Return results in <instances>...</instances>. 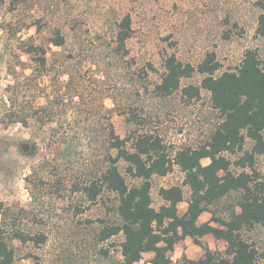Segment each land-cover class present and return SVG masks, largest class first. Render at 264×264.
I'll list each match as a JSON object with an SVG mask.
<instances>
[{
  "label": "rangeland",
  "instance_id": "obj_1",
  "mask_svg": "<svg viewBox=\"0 0 264 264\" xmlns=\"http://www.w3.org/2000/svg\"><path fill=\"white\" fill-rule=\"evenodd\" d=\"M39 1L16 12L10 0L0 8V24L8 29H0V202L25 211L24 230L46 236L41 245L14 241L15 264H122V235L97 243L101 220L115 219L116 196L105 190L93 203L74 186L82 188L99 178L116 157L109 149L112 131L121 138L138 132L159 135L169 151L200 147L210 139L222 115L209 92L202 90L193 101L181 92L160 98L155 86L172 55L198 67L214 53L221 74L236 70L248 48L264 51L255 36L259 0ZM126 14L133 18L134 32L124 56L113 37ZM58 27L66 44L52 46L47 66L41 68L23 53L22 43L47 46ZM201 81L196 73L183 85L199 86ZM17 111L32 116L28 125L10 122ZM252 147L247 140L246 149ZM126 167L119 163L128 184H139ZM256 169L264 176V156ZM184 179L178 167L166 177L155 176L153 206L162 205L161 188L182 186ZM184 190L188 198L189 190ZM187 207V202L179 204L181 215ZM216 210L224 217V205ZM203 217L212 215L206 212ZM246 235L258 250L256 264H264V226ZM205 242L213 251L226 249L224 241L212 236ZM189 244L180 243L170 254L173 264H187L184 255L195 261L204 257L202 249ZM149 260L144 254L139 264Z\"/></svg>",
  "mask_w": 264,
  "mask_h": 264
},
{
  "label": "trees",
  "instance_id": "obj_2",
  "mask_svg": "<svg viewBox=\"0 0 264 264\" xmlns=\"http://www.w3.org/2000/svg\"><path fill=\"white\" fill-rule=\"evenodd\" d=\"M38 1L10 0V6L16 12L21 7L32 8ZM258 2L261 13L255 36L264 43V0ZM6 3L7 0H0V8ZM37 26L40 32L41 24ZM132 26L133 18L126 14L114 32L116 49L124 56L128 54L126 44L133 36ZM0 29L8 30L4 22ZM66 41L63 29L58 27L52 30L47 46L23 41L22 50L45 68L51 47L62 48ZM164 68L154 89L158 97L168 98L181 92L183 98L193 101L200 99L205 90L211 94L213 107L221 113L222 121L202 146L174 151H169L163 138L153 133L138 132L121 138L112 131L109 149L116 151V157L99 178L88 181L82 188L74 186L75 192L83 193L93 203L105 190L116 196L115 219L101 220L97 243L122 235V264H139L149 252L155 254L149 263L173 264L170 254L187 238L205 252L197 261L184 255L187 264H256L259 253L246 234L264 226V176L256 169L258 158L264 156V51L248 48L236 70L221 74L223 67L214 53L198 67L184 64L172 55L165 60ZM196 73L202 76L201 84L184 86V80ZM31 119L28 113L18 111L9 118L11 123L23 125H28ZM247 140L253 143L252 149H246ZM205 159L210 160L208 165H203ZM120 162L126 164L129 176L140 180L139 184H128L119 168ZM175 167L185 175L183 185L161 188L162 205L157 209L153 206L152 179L168 176ZM184 187L189 190L188 198ZM183 202L188 207L181 215L179 204ZM220 205L226 207L224 217L216 210ZM206 212L212 215L211 219L199 224V218ZM23 213L0 202V264H15L14 241L35 245L46 242L43 233L23 229ZM207 235L224 241L225 251L210 249L204 241Z\"/></svg>",
  "mask_w": 264,
  "mask_h": 264
},
{
  "label": "crops",
  "instance_id": "obj_3",
  "mask_svg": "<svg viewBox=\"0 0 264 264\" xmlns=\"http://www.w3.org/2000/svg\"><path fill=\"white\" fill-rule=\"evenodd\" d=\"M204 214H205V213H203V214L201 215V217L199 218V224H203V223L208 222V221L210 220V218L203 219V218H204V217H203ZM214 225L216 226V224H214ZM210 236H212V235H207V236H205V238H208V237H210ZM212 237H213V236H212ZM205 238H204V241H205ZM189 241L192 242V245H193L194 247L200 248V247L196 246L190 238H187V239L181 241L180 243H185V245H190V244H189ZM180 243H178V244L176 245L175 250H176V248L178 247V245H180ZM200 249H201V248H200ZM210 249H211V248H210ZM202 250H203V249H202ZM203 251H204V250H203ZM145 254H148V255H149L150 260L153 259L154 256H155V254L152 253V252L145 253ZM150 260H149V261H150ZM149 261H146L144 264H151V263H149ZM142 262H143V261H142Z\"/></svg>",
  "mask_w": 264,
  "mask_h": 264
},
{
  "label": "flooded vegetation",
  "instance_id": "obj_4",
  "mask_svg": "<svg viewBox=\"0 0 264 264\" xmlns=\"http://www.w3.org/2000/svg\"><path fill=\"white\" fill-rule=\"evenodd\" d=\"M30 148H31V149H34L35 146L33 145V146H31ZM27 149H28V147H25V150H27Z\"/></svg>",
  "mask_w": 264,
  "mask_h": 264
},
{
  "label": "water",
  "instance_id": "obj_5",
  "mask_svg": "<svg viewBox=\"0 0 264 264\" xmlns=\"http://www.w3.org/2000/svg\"><path fill=\"white\" fill-rule=\"evenodd\" d=\"M35 149V148H34Z\"/></svg>",
  "mask_w": 264,
  "mask_h": 264
}]
</instances>
